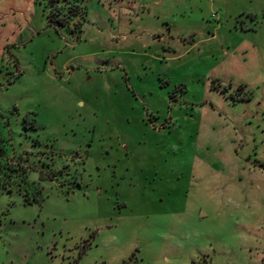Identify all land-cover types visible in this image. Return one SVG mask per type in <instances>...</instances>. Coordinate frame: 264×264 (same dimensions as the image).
Wrapping results in <instances>:
<instances>
[{
	"label": "rangeland",
	"instance_id": "obj_1",
	"mask_svg": "<svg viewBox=\"0 0 264 264\" xmlns=\"http://www.w3.org/2000/svg\"><path fill=\"white\" fill-rule=\"evenodd\" d=\"M0 264H264V0H0Z\"/></svg>",
	"mask_w": 264,
	"mask_h": 264
}]
</instances>
